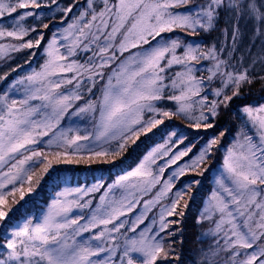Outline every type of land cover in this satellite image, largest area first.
Returning <instances> with one entry per match:
<instances>
[{"label": "snow or ice", "instance_id": "6c2138e0", "mask_svg": "<svg viewBox=\"0 0 264 264\" xmlns=\"http://www.w3.org/2000/svg\"><path fill=\"white\" fill-rule=\"evenodd\" d=\"M85 4L47 38L44 30L56 23L57 13L64 25L77 3L0 0V41H6L0 43V59L37 49L44 61L39 70L11 82L21 66L0 74L5 82L0 264H181L176 244L178 238L183 243V229L177 226L201 185L196 177L208 171L227 129L193 153L189 133L166 121L182 119L195 130L216 127L243 86L254 82L251 66L243 67V58L234 63L233 53L241 20L251 21L254 35L264 36V5L257 0ZM221 12L232 25L231 46L227 26L219 47L196 41L200 32L215 30ZM239 112L242 125L226 149L217 187L196 218L198 225H212L200 238L211 236L213 243L200 248L191 264H264V103L244 104ZM77 121H87L90 129ZM149 134L162 142L108 185L98 202L102 177L71 186L56 167L123 165L128 150ZM184 157L189 159L178 164ZM189 172L193 178L176 187ZM46 177L58 190L36 214L33 195H39Z\"/></svg>", "mask_w": 264, "mask_h": 264}, {"label": "trees", "instance_id": "16d2710c", "mask_svg": "<svg viewBox=\"0 0 264 264\" xmlns=\"http://www.w3.org/2000/svg\"><path fill=\"white\" fill-rule=\"evenodd\" d=\"M64 2V0H61V2ZM71 3H77L81 7L80 9H83V7H86L85 0H69ZM199 2V0H197ZM78 7L74 8L77 9ZM73 11V13H74ZM73 13L69 14V19L66 21L64 25H61L59 22V18H56V23L51 26L49 30H44L47 34V38H50L52 35V32L54 31H60L63 27L67 26V23L71 22V17L73 16ZM226 14V13H225ZM224 12H221L219 22L216 25L215 30L209 31V32H200L198 36H196L194 39L196 41L202 42L204 45H212L216 44L217 47L221 45V43L224 41V37L221 38L219 35L221 33V29L225 27L226 25V19L227 14L225 17ZM7 23H10L11 21H6ZM225 22V23H224ZM241 35L238 39L239 46L236 47V51L233 53V62L239 64L238 61H240V56L242 51V48L244 46L241 45L242 41H245L247 44L248 36L244 39L242 28H240ZM216 36L218 38H216ZM229 37V36H228ZM189 39H193L192 37H189ZM6 41H0V43H5ZM229 47L231 46L230 39L228 38L227 41ZM249 43V41H248ZM30 53H37L36 55H30ZM42 53L39 52L37 49L32 50H24L23 52L19 53H11V58L6 59H0V74H3L6 71H9L11 68H16L17 66H21L18 72L12 73V75L9 77V81L13 80L17 76H20L22 73L28 72L31 68H37L39 62L42 61L41 59ZM28 61H31L29 64ZM244 62V59H243ZM207 63V62H205ZM247 66L246 61L243 63V67ZM253 77H255L254 82L251 85H244L241 89V97L236 98L233 100L230 108L228 111L223 112L222 115L215 121L216 127L213 129H189L187 126V122L174 118L171 121H166V125L175 128L177 131H179L181 128H183L186 132L189 133V140H192L195 143V147L193 148V153H198V151L204 146L205 142L211 138L213 135H219V132L221 130L227 129L225 137L221 139L220 145L218 146V150L215 151L212 159L208 162V171L204 173L202 177H196L201 180V185L199 188L195 191V199L189 203V207L186 211V216L183 218V222L181 225H178L177 227L182 228L183 231L179 233L183 237V243L181 244L179 242V238L177 239V252L180 254L181 258V264H191V262L197 257L198 250L200 248H207L210 244L213 243V238L211 236H208L207 238H200L202 233H205L209 230L212 225L209 222H205L202 225H198L196 223V218L199 214V212L204 208L208 201V197H210L212 191L217 187L215 181L217 176L220 174L223 164V157L225 155L226 149L231 145V143L235 140L237 136L238 129L242 125L241 120V114L239 112V108L243 106L244 104H252V103H264V80H261L260 77L264 76V68L260 70H251ZM5 87V82H0V88ZM99 93L97 92V95ZM169 107H171V103L168 104ZM75 119V118H73ZM65 125L70 123V121H65ZM79 126L83 128H89L90 124L87 121H77ZM160 136L157 134L153 136L152 134H149L148 136H141L140 140L137 141V144L139 147L133 146L128 150V152L125 154L123 158V165L113 167L109 164H99V163H93L91 166L81 164L79 166L76 165H58L56 166L58 169H60V176L64 179H68L67 177L69 175L75 176L76 174H84L88 176H105V187L101 189V192L96 193V201L98 202L99 196L103 194L107 190V186L112 183V180L115 177H118L119 175L123 174V171L132 170L136 167V165L139 163L140 159L145 155L149 149L154 147L156 144L161 143ZM188 141H185V144H187ZM185 144L179 145L181 149L185 147ZM190 156L192 153L189 154ZM189 157H184L183 160L178 161V164H182L184 161H187ZM158 163H163V161H158ZM176 165L172 166V169H175ZM168 169L165 172V178L171 174V170ZM195 173L189 172L184 177L180 178L179 183L176 185V187H180L181 184H186L189 180L193 178ZM80 176V175H79ZM90 179V178H89ZM46 182H42V187L39 188L37 191L39 192V195H33V199L37 201V205L35 207H32V211L36 214H38L39 209H41L42 206H45L46 204L44 201H50L52 194L55 193L56 190L54 188V182L53 179H50L48 177L45 178ZM63 183H60V187ZM176 189H173V192ZM117 196H119V192L116 193ZM147 199V197H145ZM162 203H168L167 200L163 201ZM159 208L153 209V212H158ZM130 216H133L134 213L129 214ZM150 215H152L150 213ZM172 219V218H170ZM148 221H145L147 223ZM143 227V226H141ZM87 235V234H86ZM200 238V239H198ZM203 240V242H201Z\"/></svg>", "mask_w": 264, "mask_h": 264}, {"label": "rangeland", "instance_id": "374dc122", "mask_svg": "<svg viewBox=\"0 0 264 264\" xmlns=\"http://www.w3.org/2000/svg\"><path fill=\"white\" fill-rule=\"evenodd\" d=\"M97 3H99V0H96ZM71 3L69 0H64V2L62 1L61 4L62 6L64 5H67ZM257 4L258 5H264V0H257ZM81 7H78L77 9H75L74 13H73V16L74 15H77L82 9H80ZM225 14V13H224ZM60 14L57 13V17L56 18H59ZM225 17H226V14H225ZM71 20V19H70ZM226 21H229V17L227 15V19ZM219 22V21H218ZM225 23V22H224ZM227 26L228 28V38L230 39V42H231V32H232V25L230 22H228L225 27ZM223 27L221 29V33H220V37L223 38V34H222V30L225 28ZM240 28H242V33H243V37L244 39L248 36V41H247V44L245 43V41H242L241 42V45L244 44L243 48H242V51H240L241 53V56H240V61H241V58L244 59V62L246 61V64L247 66L245 67H250L251 66V70H260L262 68H264V62H261L260 60V57L261 56H264V36H256L254 35V27H253V24L251 21H247V20H241L240 21ZM216 38H218L216 36ZM253 40L255 41V43L253 44ZM239 46V43L237 42L236 44V47ZM61 51H63V49H61ZM256 60V63L253 65V60ZM238 61V62H240ZM43 59L41 62H39L37 68H31L28 70V72H25V73H22L20 76H23L27 73H30L33 69L35 70H39V66L43 63ZM243 62V63H244ZM91 127V126H89ZM234 142V141H233ZM80 175V176H79ZM102 179L100 180V183H103L105 182V179L106 177L105 176H97V177H94V176H86L84 174H76L75 176H72V175H69L67 178V181L70 182L71 186H76V185H80V186H84V185H91L92 183H94V178L96 179H99L101 178ZM90 178V179H89ZM118 179V177H115L113 180H112V183H114V181ZM65 185L62 184L60 188H63ZM54 194H52V196H54ZM52 198V197H51ZM43 208H46V205L45 206H42L41 209ZM38 214H39V211H38Z\"/></svg>", "mask_w": 264, "mask_h": 264}]
</instances>
